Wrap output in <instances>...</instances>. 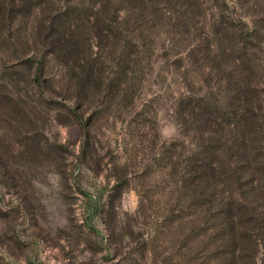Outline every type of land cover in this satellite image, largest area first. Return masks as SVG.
<instances>
[{"label":"rangeland","instance_id":"1","mask_svg":"<svg viewBox=\"0 0 264 264\" xmlns=\"http://www.w3.org/2000/svg\"><path fill=\"white\" fill-rule=\"evenodd\" d=\"M23 1L0 0V264H187L203 138L227 173L218 207L252 208L264 239V0H170L152 16L130 0L104 13L100 0ZM66 9L80 10L63 25L81 53L39 30ZM94 13L113 37L89 34ZM248 89L262 117L234 124ZM196 106L219 126L188 117Z\"/></svg>","mask_w":264,"mask_h":264},{"label":"trees","instance_id":"2","mask_svg":"<svg viewBox=\"0 0 264 264\" xmlns=\"http://www.w3.org/2000/svg\"><path fill=\"white\" fill-rule=\"evenodd\" d=\"M68 1L69 0H65L66 3H68ZM100 1H104L101 12H105L107 10V0ZM130 1L136 7V12L139 11V15H142L143 11L149 9L151 12L150 15L152 16L157 7L160 5V10H164L165 12L167 9L165 6H162V2H164L167 6L170 5V0ZM25 2L26 0L23 1V5ZM66 11V13H62L64 16L61 15L57 17L56 20L52 19L51 22H48L49 24L47 26L41 25L39 30L41 32L47 31L49 33L45 37L46 39H49L52 34L56 35L55 38H53L50 42V46L53 48V51H67V53L70 54V48H75V51L78 52L79 45H84L85 41L81 39H78L77 41L76 39L78 36L75 37L74 34L69 33L68 29H66V27L63 25L64 22L71 20L70 18L78 14L80 10L77 9L74 13H71L70 9H66ZM90 13L91 12H89V14ZM92 17L93 19H97L94 26L90 29V35H94V38L97 41L98 39L102 40V38H107L109 36L113 37L112 33L115 27L110 26L109 23H104V21L102 22L100 16L97 13H94ZM90 47L91 46L88 48L90 49ZM79 52L81 53L82 51ZM125 60H123V70L121 75H123L126 80V74L130 67L127 66L129 60ZM82 70L86 76L91 73L89 72L90 67L86 68L85 66H82ZM37 71H39V69ZM249 89L245 96H242V94H240L241 92H239L234 98V101L237 103L235 106V113L233 114V119H235L234 124L242 122L247 125L253 123L256 120L259 121L260 117H262L263 106L261 104V96L255 97L254 100L253 98L250 99L248 96ZM254 92L256 91L254 90ZM196 107L198 111L197 113L195 112V108H192L187 114V116L192 118L194 121H197L200 116H203L207 123L210 122L212 124H216L215 126L218 127L219 123H217V121L220 120L219 122H221V120H223L222 117L214 116L213 111L204 110V108H200V106ZM263 119L264 114L259 127L260 129L258 130H261L263 127ZM223 123L226 126L229 124L228 121ZM210 129H212L211 126ZM252 131L256 132L257 134H261L260 131ZM203 139L204 144L202 151L204 156L200 161L201 163H198L199 166L198 164L196 165L198 166L197 170L191 172L190 175L194 181L193 185L195 187H201L202 192L199 193L198 197L201 203V209H203L204 223L200 228L201 240L199 241L197 246L198 248L196 249L198 256L190 258L187 261V264H258L256 263V257L261 249L262 255H264V239L260 232L261 226L260 224H257V218L253 215V209L247 205L244 206L238 203L239 207L237 209L233 208L230 204L228 207H218L216 202L217 200L212 192L215 190L220 177L227 173H225L223 169L220 170V168H222L221 163L218 162L215 156L216 153L218 154L220 152V147L216 148L212 145L214 142L211 140L212 138L207 140H205V138ZM228 169L233 170L231 171V175L235 177V173L237 172L236 170H238L236 169V166L235 172L234 169L230 168V166H228ZM237 176L239 178L238 174ZM194 191H196V188H193V192ZM251 221L254 225L249 224ZM247 224L251 226V234H249V231H247ZM191 252H193V249L189 248V252L187 253L188 256L191 254Z\"/></svg>","mask_w":264,"mask_h":264}]
</instances>
